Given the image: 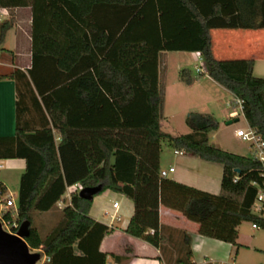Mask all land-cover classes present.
Returning <instances> with one entry per match:
<instances>
[{"label":"trees","instance_id":"1","mask_svg":"<svg viewBox=\"0 0 264 264\" xmlns=\"http://www.w3.org/2000/svg\"><path fill=\"white\" fill-rule=\"evenodd\" d=\"M19 8L31 12V64L26 73L0 74V81H15L17 95L16 133L0 138V160L25 161L15 220L27 226L29 250L49 259L42 264L107 263L99 247L111 230L89 216L92 202L77 194L44 237L33 226L34 212L56 208L77 183L101 186L98 195H124L134 207L124 233L161 248L159 158L165 142L222 166L219 199L237 206L224 242L237 246L244 222L264 230V218L252 212L264 192V163L210 145L208 134L218 123L209 114L190 113L191 132L176 137L159 125L163 54L198 53L206 75L240 102L248 127L264 141V79L253 75V60H216L210 36L213 29H264V0H0V10L8 12L0 22L2 54H11L1 45ZM189 76L180 71L184 84L191 83ZM27 98L43 117L39 129L24 126ZM4 194L0 183V198ZM184 211L206 220L216 206L202 196L190 199ZM183 237L174 264H192L190 239Z\"/></svg>","mask_w":264,"mask_h":264},{"label":"crops","instance_id":"2","mask_svg":"<svg viewBox=\"0 0 264 264\" xmlns=\"http://www.w3.org/2000/svg\"><path fill=\"white\" fill-rule=\"evenodd\" d=\"M15 23L4 38L1 48L11 52V54L0 53V74H6L13 70L26 73L31 64V12L29 8H19L14 10ZM8 19V12L0 10V22ZM27 21L28 37H27V63L22 66L23 62V32L22 21ZM20 22H22L20 24ZM10 33L14 35L13 46L4 47L6 36ZM212 54L216 60H253V75L257 78L264 79V29L246 30V29H213L210 31ZM177 54H190L193 60L202 61L198 53L187 52H168ZM167 53H164L162 58ZM161 58V59H162ZM165 58V57H164ZM203 63V61H202ZM166 68L165 63L160 64ZM196 67V65L194 66ZM203 70L205 67L203 63ZM195 69V68H194ZM186 70V69H181ZM179 70V72L181 71ZM187 71V70H186ZM189 72V71H188ZM197 74L196 77H190L191 83L184 84L178 79L179 84H174L180 93H185V88H193L194 85H202L204 92L209 95L207 101L216 103L217 111H209L203 114H209L213 118L220 116L224 121H232V124L226 126L234 127L232 133L235 138L236 132L249 128L244 119L241 107L234 100L231 93L217 85L205 73ZM204 77V78H203ZM166 78V77H165ZM181 85V86H178ZM203 85H206L205 87ZM169 88L168 81L165 80V92ZM16 83L14 80L4 79L0 81V138L13 137L16 133ZM165 101V98H164ZM25 115L23 116L24 126L30 130L39 129L38 121L42 122L43 117L32 105L31 101L26 100ZM165 119V120H164ZM168 117L162 115L160 120V131H162L163 123H167ZM237 120V121H235ZM242 121V122H241ZM208 134V142L212 133ZM166 134V133H164ZM189 134V133H188ZM56 143L60 142V137L55 134ZM218 145H213L221 150L229 153L244 156L242 153L231 151L226 145L225 138L220 139ZM219 142V141H218ZM221 144V145H219ZM250 147V146H249ZM251 151L252 148L250 147ZM182 152L181 155L175 152ZM8 167L7 174H14L18 179V188L16 189V202L18 198L19 180L25 172L26 164L21 159L0 160V169L4 165ZM159 167L161 171H166L167 175L161 177L159 181V235L162 238L161 248H155L141 239L128 236L124 233L125 228L133 214V203L124 195L118 194L123 203V208L119 205L117 215L121 218L120 222H114L111 226L110 216L116 212L111 206L104 210L102 215H98L95 211L94 198L91 204L89 216L100 224H103L111 230L101 241L99 250L108 255L106 264H174L175 259L182 253L183 236L186 235L190 239V250L192 253V264H264V249L256 244L255 239H245L240 233L238 227L237 246L223 241L231 223V214L237 211V206L232 203H226L219 199L220 184L222 178V166L215 163H209L200 160L183 151L173 150L172 157L169 160L162 158V150L159 158ZM169 169H174L172 173H168ZM6 187V181L0 179ZM63 196V200L66 197ZM7 192V187H6ZM113 193L105 191L101 194L104 198H109ZM116 195V194H115ZM208 196L216 206L215 213L206 220H199L189 216L184 211L185 204L192 198ZM9 198L12 199L11 196ZM8 198V199H9ZM13 200V199H12ZM15 202V203H16ZM69 204V203H68ZM58 206V203L56 204ZM52 211V210H51ZM50 212V211H49ZM46 212V213H49ZM45 213V214H46ZM44 214V213H43ZM127 221L121 226L122 218ZM245 223V222H244ZM257 231L260 228H253ZM253 253V254H252ZM110 255L122 258L120 263L114 262ZM253 255H259L257 258Z\"/></svg>","mask_w":264,"mask_h":264},{"label":"rangeland","instance_id":"3","mask_svg":"<svg viewBox=\"0 0 264 264\" xmlns=\"http://www.w3.org/2000/svg\"><path fill=\"white\" fill-rule=\"evenodd\" d=\"M23 22V23H22ZM20 22L22 23V27L24 29L23 32V56H22V66L27 63V55H28V47H27V37H28V29H27V21L24 20ZM13 33H8L6 36V41L4 47H12L13 46ZM165 57V58H164ZM162 58V64L165 63L166 59V68L162 66V76L165 80L168 81L169 88L166 92H164V104L162 109V115L164 117H168L167 123H163L162 131L171 137H176L180 135H185L191 132L189 125L187 124V117L190 113H205L209 111H217L216 103H209L207 98L209 95L204 92L202 85H194L193 88H184L185 93H180L179 89L174 87V84H179L178 79L181 69H186L189 71L190 77H196L195 73V65L202 69L203 63L202 61L193 60V56L190 54H177V53H167ZM205 73V72H204ZM206 74V73H205ZM204 78V77H203ZM181 86V85H178ZM204 87L206 85H203ZM214 117L215 121L219 125V130L217 133H212L210 135L209 144L210 145H218L220 143V139L225 138L226 145H228V149L231 151H236L237 153H242L246 156H253L252 151L249 145L243 142L241 139H237L234 137L232 130L234 127L226 126V121L224 118L217 116ZM165 120V119H164ZM242 122V121H241ZM243 130H246L244 127ZM219 141V142H218ZM221 145V144H219ZM215 147V146H214ZM173 148L168 145L167 142L162 144V158L164 160H169L173 154ZM8 167L5 164L2 169H0V179H4L7 183L5 184L7 187V192L3 196H1L2 205L5 203V200L12 197L13 202H16V189L18 188V179L14 174H7ZM63 203L56 208H54L49 213H33V226L39 231L40 235L44 237L49 230L55 225L61 215V210L70 202L69 199L64 198ZM113 201H117L118 204L123 208L124 203L121 197L118 194H112L109 198H104L101 195H97L94 198V206L95 211L98 215H102L104 210H107ZM127 221V218L123 217L122 222L118 225H123ZM240 233L244 236L245 239L252 240L255 239L257 245L264 249V230L253 231L251 228V223L245 222L240 227ZM30 253H37V251L30 250ZM253 254V253H252ZM255 258L259 255H253ZM37 264H42V260ZM256 264H259L256 262Z\"/></svg>","mask_w":264,"mask_h":264},{"label":"built area","instance_id":"4","mask_svg":"<svg viewBox=\"0 0 264 264\" xmlns=\"http://www.w3.org/2000/svg\"><path fill=\"white\" fill-rule=\"evenodd\" d=\"M195 72L197 74H203L202 69L199 67H195ZM238 105L240 106V102L237 101ZM236 136L241 139L243 142L247 143L252 148V154L253 157L256 158L260 163H264V141L261 139V137L256 133L255 130L251 128H247L246 130H239L236 132ZM175 154L181 155L182 152H175ZM174 169H169L168 173H172ZM167 175L166 171L160 172V177H164ZM83 190V187L81 184H74L70 187H68V191L66 194L67 199L70 200V197L72 194H79V192ZM65 200V199H64ZM63 199L58 202V206L61 205L64 201ZM16 203L13 202L11 198L6 199L5 203L2 205V201L0 199V224L2 229L11 234V235H18L20 231V226L16 222L15 218L17 216V209H16ZM112 209L116 212L114 215L110 216L111 223L109 226H111L114 222H120L121 218L117 215V210L119 209L118 202H114L112 204ZM252 212L261 217L264 218V192H259L255 202L252 207ZM10 213L11 219H6L5 215ZM258 227L253 224V228ZM153 232H151L152 234ZM42 252L41 250H38L37 253ZM42 263L48 262L49 259L45 256H41Z\"/></svg>","mask_w":264,"mask_h":264},{"label":"water","instance_id":"5","mask_svg":"<svg viewBox=\"0 0 264 264\" xmlns=\"http://www.w3.org/2000/svg\"><path fill=\"white\" fill-rule=\"evenodd\" d=\"M226 124L230 125L232 121H227ZM235 172L238 173V170ZM100 192L101 186L84 188L79 192L78 197L92 202ZM27 235V226H21L18 235H11L2 229L0 224V264H37L40 262L39 253H30L25 242Z\"/></svg>","mask_w":264,"mask_h":264}]
</instances>
